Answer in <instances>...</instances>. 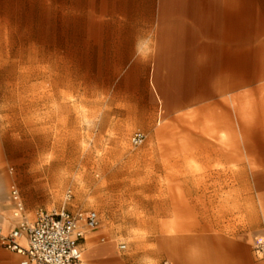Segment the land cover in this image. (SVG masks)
I'll return each instance as SVG.
<instances>
[{
  "label": "rangeland",
  "instance_id": "obj_1",
  "mask_svg": "<svg viewBox=\"0 0 264 264\" xmlns=\"http://www.w3.org/2000/svg\"><path fill=\"white\" fill-rule=\"evenodd\" d=\"M52 158L55 183L38 176ZM1 177L0 221L15 220L14 188L30 222L95 211L94 248L128 264L194 250L177 235L252 242V224L264 229V0H0Z\"/></svg>",
  "mask_w": 264,
  "mask_h": 264
},
{
  "label": "built area",
  "instance_id": "obj_2",
  "mask_svg": "<svg viewBox=\"0 0 264 264\" xmlns=\"http://www.w3.org/2000/svg\"><path fill=\"white\" fill-rule=\"evenodd\" d=\"M145 140L146 136L139 132L132 137V144L141 146ZM12 200L16 225L8 232L0 229V241L8 251L23 257L21 264H84L82 245L88 234L100 227L97 212L39 211L30 222L16 188L12 191ZM255 252L264 258V238L256 240Z\"/></svg>",
  "mask_w": 264,
  "mask_h": 264
},
{
  "label": "crops",
  "instance_id": "obj_3",
  "mask_svg": "<svg viewBox=\"0 0 264 264\" xmlns=\"http://www.w3.org/2000/svg\"><path fill=\"white\" fill-rule=\"evenodd\" d=\"M0 229L4 232L12 230L16 222L11 220L3 223ZM259 222L252 225L253 238L241 236L236 239L221 235H177L175 241H195L194 250H183L184 246H174L171 256H168L165 264H264V258L255 252V243L259 238H264V229L260 230ZM104 238H102L103 240ZM105 241V239H104ZM209 243V244H208ZM88 236L83 242V250H87ZM192 252L194 256L186 255ZM123 257L113 245H102L92 249L87 257L88 264H128L123 261ZM23 257L15 252L8 251L0 241V264H21ZM84 263V261H83Z\"/></svg>",
  "mask_w": 264,
  "mask_h": 264
},
{
  "label": "bare ground",
  "instance_id": "obj_4",
  "mask_svg": "<svg viewBox=\"0 0 264 264\" xmlns=\"http://www.w3.org/2000/svg\"><path fill=\"white\" fill-rule=\"evenodd\" d=\"M209 56H210L211 59H213V56L211 54ZM166 63H167L166 65H170V63H168V62H166ZM210 68H211V70H213L212 67H210ZM206 70H207V73L211 72L208 68H203V70H202V76H203V78H205V72H206ZM164 92L165 91L160 92L159 95L162 94L161 97L164 96V94H163ZM161 97L159 98L160 99V103H164V101L162 100ZM199 97L201 98V96H198V97H196V99H199ZM48 147H49V144L48 143H44V145H42L41 147H39L38 150L40 152H42V151L44 152V151H46L48 149ZM54 159L52 158V160L50 162L49 168L42 169V171L39 172V174H38L39 177L45 176L46 177L45 180H47L49 182H53V183L59 181L62 178V176L60 175V171H61V169L63 167V163L61 161L56 160V159L54 160ZM53 160H54V162H53ZM6 182H7V179L5 177H1L0 178V183L1 184H3V183L5 184ZM4 213H7V212L4 211ZM4 216L5 217L2 218V221L5 224V223H8V219L6 218V215H4ZM138 222H139L140 225L147 224V222L144 221V220H138ZM93 248H94V246L92 244L91 238L88 237L87 250L84 251V253H83V261H84V264H88L87 257H88L89 254H91Z\"/></svg>",
  "mask_w": 264,
  "mask_h": 264
}]
</instances>
